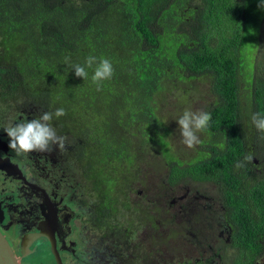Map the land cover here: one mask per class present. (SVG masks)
<instances>
[{"label": "trees", "instance_id": "trees-1", "mask_svg": "<svg viewBox=\"0 0 264 264\" xmlns=\"http://www.w3.org/2000/svg\"><path fill=\"white\" fill-rule=\"evenodd\" d=\"M259 3L0 0V96L20 95L40 115L66 110L51 124L67 138L87 186L103 199L105 216L117 212L120 197L141 180L153 206L162 201L161 191L168 200L184 186L213 191L236 244L252 261L264 233V132L251 120L264 114L260 29L251 43L264 25ZM90 55L113 64L112 78L99 90L92 68L84 80L71 67L85 65ZM174 96L199 97L211 113L186 159L165 110ZM249 155L253 159L245 160ZM146 160L154 163L143 169ZM176 249L168 243L169 257Z\"/></svg>", "mask_w": 264, "mask_h": 264}, {"label": "flooded vegetation", "instance_id": "flooded-vegetation-1", "mask_svg": "<svg viewBox=\"0 0 264 264\" xmlns=\"http://www.w3.org/2000/svg\"><path fill=\"white\" fill-rule=\"evenodd\" d=\"M10 112L28 119L40 114L20 95L0 96V230L19 264H36L33 256L45 244L43 255L48 253L54 264H264V233L251 261L212 192L184 186V194L168 200L161 191L162 201L153 206L141 180L120 197L119 210L105 216L103 199L90 190L92 183L87 186L69 143L64 150L50 145L45 152L10 148L2 125ZM71 164L78 167L77 179L69 172ZM179 200L188 204L181 219L174 213L184 206L172 209ZM109 219L111 225L105 222ZM169 242L177 248L172 257Z\"/></svg>", "mask_w": 264, "mask_h": 264}, {"label": "clouds", "instance_id": "clouds-1", "mask_svg": "<svg viewBox=\"0 0 264 264\" xmlns=\"http://www.w3.org/2000/svg\"><path fill=\"white\" fill-rule=\"evenodd\" d=\"M264 9V0H260L258 5ZM65 63L70 62L69 57H65ZM77 77L84 80L88 78L86 68L93 69L92 81L97 85L99 90L101 81L111 79L114 73L113 64L110 59L95 56H88L85 65L71 64ZM66 115L64 108H58L54 113L45 111L39 117L33 119L19 120L10 122L5 128L9 137V146L17 153H29L33 151L45 152L50 150V145H56L60 150L66 147V137L57 134L56 129L52 126L53 116L61 117ZM211 120V113L205 111H192L185 109L183 114L177 119L183 143L188 147H194L200 143L198 133L208 127ZM253 125L258 131L264 132V114L253 113L251 115ZM251 155L246 156L245 160H252ZM242 164L238 163L237 167Z\"/></svg>", "mask_w": 264, "mask_h": 264}, {"label": "rangeland", "instance_id": "rangeland-1", "mask_svg": "<svg viewBox=\"0 0 264 264\" xmlns=\"http://www.w3.org/2000/svg\"><path fill=\"white\" fill-rule=\"evenodd\" d=\"M263 13H264V11H263ZM263 16H264V14H263ZM263 16L261 17V21L260 22H262ZM261 25L259 24V26H257V28L255 29V31L253 32L254 34L252 36L251 43H254L255 42V39L258 40V37L257 36H258V30L259 29L262 31V34H261L260 39L262 41H264V25L263 26H261ZM196 95H200V92H197ZM202 102H203V100L200 99L199 97H194L193 99L189 100V97H185V96H182V97H180V96H174L172 99L171 98H170V100L167 99L166 102H164V104L167 106V107H165L166 108L165 110L166 111L168 110V112H167L168 113V117L170 118V120L173 121L174 126H176V128L178 129V134H180L179 137H178V135H176L174 137V140L178 137V139L176 140V142L180 144V145L178 144L176 147H177L178 150H180V156L184 157L185 159L188 158V157H193L195 150L194 149H191L190 147L186 146L183 143V137L181 136V130L179 128L177 119L183 114V112H184L185 109H191L192 111H200V110L203 111V108H202V104L203 103ZM35 112L36 111L33 108V113L32 114L33 115H36ZM20 114H22L21 117H26L27 119L29 117V116H27V115H25L23 113H20ZM38 116H40V115H38ZM21 117H20V115L18 113L10 112V113L7 114V116L4 117V120L2 121V125L5 128L10 122H15V121H19V120L23 119ZM67 141L68 140L66 138V143H67ZM186 150H189V151L187 152ZM255 160H257V159H255ZM152 162L151 161H147V160L145 162L143 161V163H142L143 164V169H146V166L147 165H151ZM156 166L157 165H155V167L154 166H150V167L157 168ZM69 172H70V174H73L74 177L76 176L75 179L78 178L79 170H78V167L75 166L74 164H71L70 165ZM203 188H205L207 190H212L211 186H209V185H205ZM181 194H184L183 190L182 189H177V190L174 191L173 195H171V197L169 199H172L173 197H178ZM195 194H197V193H195ZM195 194H194V196H195ZM218 202H219V200L217 199V203ZM180 205H183L184 206V208H181L180 209V210H182V209L183 210L182 211H177L176 213H174L175 216H178L177 217L178 219H181L183 217L181 215H185L186 214V212H187V206H188V204L182 203L179 200V201H177V203H175L173 205L174 207L172 209L173 210H178L180 208ZM87 212H89V210ZM43 247H44L45 250H42V248L41 249L38 248L37 249L38 252L37 251L35 252V255L33 256L34 262H36V264H54L55 262L51 261L47 257L48 253L46 255H43V252L44 251H48V246L45 244ZM33 252H34V250H33ZM63 255L66 256V253L64 252ZM26 264H29V263L27 262ZM189 264H196V263H194L193 261H191Z\"/></svg>", "mask_w": 264, "mask_h": 264}, {"label": "water", "instance_id": "water-1", "mask_svg": "<svg viewBox=\"0 0 264 264\" xmlns=\"http://www.w3.org/2000/svg\"><path fill=\"white\" fill-rule=\"evenodd\" d=\"M0 264H19V260L15 255L12 246L10 245L8 239L1 230H0Z\"/></svg>", "mask_w": 264, "mask_h": 264}]
</instances>
